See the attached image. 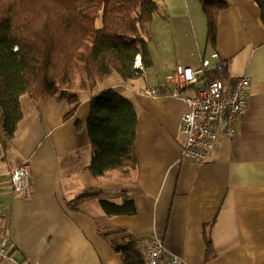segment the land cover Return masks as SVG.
<instances>
[{"label": "crops", "instance_id": "crops-1", "mask_svg": "<svg viewBox=\"0 0 264 264\" xmlns=\"http://www.w3.org/2000/svg\"><path fill=\"white\" fill-rule=\"evenodd\" d=\"M226 2L216 14L210 44L198 0H159V38L148 40L152 65L141 68L136 56L141 76L124 80L111 74L102 86L99 80L71 91L78 105L70 117L66 99L20 97L14 138L6 146L0 138V173L29 163L32 194L18 197L0 182L3 225L12 245V260L0 256V264H122L110 242L147 239L153 231L163 238V255L179 256L185 264H264V26L254 1ZM178 65L200 70L195 86L216 67L222 68L226 88L234 77L249 81L234 134L220 135L201 163L180 159V117L187 106L169 94L138 93L165 84ZM107 88L126 96L135 111L137 164L130 176L89 173L85 121L91 98ZM94 188L97 197L70 203ZM122 196L134 200L136 213L106 215L100 199L121 203ZM120 228L125 231L102 236L101 229Z\"/></svg>", "mask_w": 264, "mask_h": 264}, {"label": "trees", "instance_id": "trees-1", "mask_svg": "<svg viewBox=\"0 0 264 264\" xmlns=\"http://www.w3.org/2000/svg\"><path fill=\"white\" fill-rule=\"evenodd\" d=\"M260 10L264 26V0H252ZM207 25V41L214 44L217 15L228 7L226 0H198ZM159 0H0V138L6 146L14 138L22 116L20 97L32 101L57 97L71 108L78 105L76 88H92L111 74L133 79L141 76L134 67L140 56L143 68L152 65L147 25L159 9ZM99 21V24H98ZM222 68L204 73L205 81L224 77ZM79 82L77 84V80ZM136 115L123 94L107 88L90 100L86 130L91 145L89 173L102 176L116 170L130 176L137 164L135 153ZM77 129L78 121L74 122ZM87 189L70 203L76 205L97 197ZM104 213L133 215L134 200L122 196L121 203L100 199ZM102 236L115 231L101 229ZM140 241V242H139ZM145 237L127 236L111 241L122 264H145Z\"/></svg>", "mask_w": 264, "mask_h": 264}, {"label": "built area", "instance_id": "built-area-1", "mask_svg": "<svg viewBox=\"0 0 264 264\" xmlns=\"http://www.w3.org/2000/svg\"><path fill=\"white\" fill-rule=\"evenodd\" d=\"M200 70L187 66H176L165 78V84L172 86L165 91V84L146 88L140 94L152 98L169 94L187 106L180 117L179 133L184 137L181 144L180 159L185 162H204L216 146L220 135L232 136L235 122L239 115L244 114L247 102L249 81L246 77H234L230 88H226L220 79L205 81L195 86ZM199 82V81H198ZM31 172L29 163L22 162L19 166L0 173V182L5 181L11 193L18 197H30ZM5 197L0 191V256L12 260L11 241L7 228L4 202ZM144 247L145 264H185L176 255H163V238L157 232L148 233Z\"/></svg>", "mask_w": 264, "mask_h": 264}, {"label": "rangeland", "instance_id": "rangeland-1", "mask_svg": "<svg viewBox=\"0 0 264 264\" xmlns=\"http://www.w3.org/2000/svg\"><path fill=\"white\" fill-rule=\"evenodd\" d=\"M159 10V9H158ZM157 10V12H155V14H156V17H155V20H154V22L153 23H149L148 25H147V35L149 36V38H159V11ZM98 24H99V21H98ZM136 57V56H135ZM135 60H136V58H135ZM141 62V61H140ZM134 64H135V61H134ZM143 66H142V64H141V68H142ZM116 74V73H115ZM103 80H105V79H103ZM103 80H101V82L102 83H99V86H102V85H104L105 84V82H108V81H103ZM78 82H79V78H78ZM146 88H150V87H145V88H143V89H146ZM143 89H140L139 91H138V93L140 94V91L141 90H143ZM141 95V94H140ZM26 96V98H28V95L26 94L25 95ZM143 96H146V95H143ZM147 97H149V98H152V97H150V96H147ZM11 260V259H10Z\"/></svg>", "mask_w": 264, "mask_h": 264}]
</instances>
